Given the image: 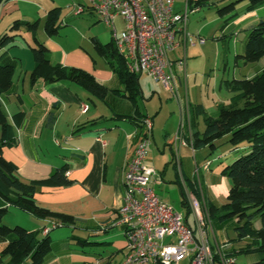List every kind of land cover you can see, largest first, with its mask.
Listing matches in <instances>:
<instances>
[{
  "label": "crops",
  "instance_id": "obj_1",
  "mask_svg": "<svg viewBox=\"0 0 264 264\" xmlns=\"http://www.w3.org/2000/svg\"><path fill=\"white\" fill-rule=\"evenodd\" d=\"M82 2V0H72L69 3L68 8L72 9L70 15L73 17L72 21L69 19L70 16H62L60 13L61 29L59 27L58 33L54 36L50 37L44 33L42 28L44 18L38 16L28 20L39 19L35 37L48 49L52 63L86 70L109 89L108 93L103 99H97L76 84L67 81L45 84L39 79L30 84L28 75L32 68L31 53L23 48L26 51L22 58L19 52L10 50L12 47L8 48L2 61L15 60L17 64L12 76V92L1 96V101L8 120L14 128L15 144L3 147L1 153L16 165V173L22 181L44 178L55 168L66 165V176L73 183L68 186L41 187L35 193L34 201L38 206L50 211L75 217L78 222L73 230L80 231L76 235L103 242L94 249L80 251L68 237H55V232L51 231L49 236L52 240V252L45 264H121L125 254V238L122 228L113 227L111 223L123 203L122 181L125 164L131 157L141 132V128L134 120L135 117L145 115L152 121L150 143L153 140L156 149L148 147L150 154L146 156L145 163L157 171L155 186H167L166 183L169 181L177 185L180 200L181 189L189 200V197L195 196L187 188V184L194 183L206 215L209 206L217 207L226 202L230 180L221 174V169L244 147L233 149L222 139L218 141L219 145L216 149L210 153L206 147L194 150L189 144L180 143L174 139L179 124V108L167 91L164 102L158 96L157 107L151 106L149 103L153 101V91H149L148 96L145 97L138 84L139 91L135 96L134 105L123 91V86L115 74L107 67L106 57L100 56L104 61L103 64L97 62L91 51L93 49L96 52L91 40L92 47L80 45L81 49L64 48L61 34L65 29L68 30L75 25L77 20L74 18L80 15H94L88 9L80 14L73 13L74 4ZM183 3L184 0H175V9H180ZM49 5L48 8H42L44 11L42 17H45L47 10L52 7H59L61 11L57 2ZM245 5V3L238 5L239 14L230 21L228 28L246 31L264 15V7L246 11ZM12 19L0 32L8 29ZM116 20L117 18L114 24L120 31L122 21L120 19L121 27L118 28ZM21 36L27 45L21 43L23 39H20L15 46H29L31 34L21 32ZM91 37L102 43L96 36ZM240 47L243 49V46ZM1 52L3 49H0ZM243 66L246 68L247 65ZM246 75L244 74V77H250ZM179 84L181 85V77ZM115 90H118V93ZM223 96H216L213 103L200 98L190 100L189 96L187 100L188 105L200 104L206 114L215 117L217 105L229 102L230 94L226 92ZM145 100L147 103L144 102ZM81 104H86L87 108L82 110ZM49 111L55 113L51 122L47 121ZM16 112L23 113L18 125L12 120V115ZM164 112H167V117L164 116ZM173 116H176V121L172 119ZM203 127L202 117L199 116L197 129L202 131ZM187 128L186 123L183 127V135L187 133ZM155 139L159 143L161 141L162 147L156 146ZM168 169L172 172L169 176ZM158 197L169 204L164 196L158 195ZM23 215V219L28 221L26 226L28 229H44L51 226L50 219H38L25 212ZM181 215L184 217V214ZM190 216L186 218L187 223L194 227L192 212ZM210 227L212 236L224 243L228 249L243 245L242 241L234 240L235 232L229 225L216 227L210 224ZM214 241L213 239L211 246L216 248V252L218 249Z\"/></svg>",
  "mask_w": 264,
  "mask_h": 264
},
{
  "label": "trees",
  "instance_id": "obj_2",
  "mask_svg": "<svg viewBox=\"0 0 264 264\" xmlns=\"http://www.w3.org/2000/svg\"><path fill=\"white\" fill-rule=\"evenodd\" d=\"M4 1L0 0V5ZM241 3L246 4V11L264 7V0H188L190 8L222 5L216 9V13L225 25L238 16L237 7ZM60 13L59 7L47 10L42 22L47 36L58 33ZM38 25L39 19L15 18L6 31L0 32V49H3L0 53V220L10 208H15L38 219H50L54 227L74 228L78 222L75 217L50 211L34 201V195L41 187L68 186L73 183L66 176L67 166L55 168L44 178L22 181L16 173V165L1 153L3 147L15 144L14 128L3 108L1 96L12 92V76L17 64L15 60L2 61V58L8 48L23 39L21 32L31 34V42L28 44L32 57V68L28 75L30 84L39 79L45 84L67 81L97 99H103L109 91L82 68L52 63L48 49L35 37ZM244 33L243 49L235 55V61L248 65L264 56V15ZM90 40L99 56H116V61L108 59L107 64L135 105V96L139 91L138 75L125 69L124 59L117 53L111 38L104 44L95 37ZM221 86L230 94L229 102L217 105L215 117L206 114L200 104L189 105L190 133L184 134L183 140L194 150L206 147L210 153L222 139L233 149L244 147L221 169V174L230 180L226 202L217 207L209 206L207 215L212 226L229 225L235 232L234 240L243 242L239 248H223L224 256L233 259L232 264H237L238 255L244 256V264H264V66L252 77L224 79ZM115 92L118 93V90ZM54 115V111H49L47 121H53ZM199 116L204 124L202 131L197 129ZM145 117L129 118H134L142 129ZM22 118V112L12 115L15 125ZM187 188L199 198L200 194L194 183L187 184ZM181 192L180 204L187 223L186 218L190 216L191 210L182 189ZM52 229L51 227L43 233V229H28L19 225L9 227L0 222V264H45L52 252V240L49 236ZM68 238L80 251L94 249L103 243L72 233ZM213 256L216 257L217 254L214 252Z\"/></svg>",
  "mask_w": 264,
  "mask_h": 264
},
{
  "label": "built area",
  "instance_id": "obj_3",
  "mask_svg": "<svg viewBox=\"0 0 264 264\" xmlns=\"http://www.w3.org/2000/svg\"><path fill=\"white\" fill-rule=\"evenodd\" d=\"M74 4L75 14L90 10L111 32V41L124 59L125 69L136 75L145 74L167 91L179 108V124L174 139L183 140V127L189 128V105L185 87L186 48L204 39L188 31L190 8L184 0L176 10L175 0H82ZM120 18L118 31L115 19ZM82 110L86 104L80 105ZM152 121L145 117L133 153L123 172V203L111 226H119L125 238V254L121 264H172L183 257L189 264H212V252L204 231V220L197 202L190 198L194 227L155 192L157 172L145 163ZM207 167V162L204 165ZM193 197V196H191ZM45 227L43 233L51 227ZM218 253V252H217ZM222 256L219 264H232ZM216 264V263H215Z\"/></svg>",
  "mask_w": 264,
  "mask_h": 264
},
{
  "label": "rangeland",
  "instance_id": "obj_4",
  "mask_svg": "<svg viewBox=\"0 0 264 264\" xmlns=\"http://www.w3.org/2000/svg\"><path fill=\"white\" fill-rule=\"evenodd\" d=\"M71 1L72 0H5L0 5V30H2L3 26H5V24L14 17L29 19L40 16L41 18H44L42 17L44 12L42 8H48L50 6L49 4H54L56 2L61 7L62 16L69 17L72 14V9L68 8ZM6 3H8V5H5ZM218 7L202 6L188 15L189 33L193 36H199L204 39L203 43L188 46L186 48L185 77H181V86L183 88L185 87L186 94L189 96L190 100H195L194 98H200L213 103L214 100H216V96H223L226 93L224 88L219 86L224 79L242 78L244 77V74H247L246 76L252 77L264 66V56L258 61L248 64L245 66L246 68H243L244 64H242L241 61H235V55L242 52V47L240 46H243L245 31L238 30L236 28H228L229 24L225 25L224 22H222V19L216 13V9ZM60 18L62 19V17ZM69 19L72 21L73 17L70 16ZM75 19L77 20V22L74 23L75 25L68 30L65 29L63 34H61V42L64 48L72 49L74 47H79V49H81L80 45L92 47L90 45V36H96L103 44L110 40V29L103 22L99 21L95 15H80L75 17L74 20ZM116 23L118 28H120L121 25L119 18H117ZM21 43H24V39L21 40ZM26 45L27 44H25V46ZM25 46H14L10 48V50H12V52H19V54L22 55V58H24V52L26 50L23 48L27 49V51L31 53L29 46ZM91 51L96 60H98L97 62L99 64H103L104 61L101 59V57L96 52H94L93 49ZM108 59L116 61V56H113L112 58L110 56L106 57L105 63ZM106 65L109 68L107 63ZM138 84L145 97L148 96L149 91H153V101L149 103L151 106L157 107L158 96L161 97L163 101L165 94H167L160 84L152 81L145 74H141L139 76ZM144 102L147 103L146 100ZM164 113V116L167 117V112ZM175 117L176 116H173L172 119L175 120ZM154 142L156 143L157 147H162L161 141L159 143L158 140L155 139ZM225 144L227 143L225 142ZM148 147L153 150L156 149L153 140L151 143L149 141ZM149 151L150 150L148 148L147 156L150 154ZM158 154L160 153L158 152ZM170 173L172 172H170V169H168L167 175L169 176ZM168 176L166 179H168ZM166 184L168 185L155 186L156 194L167 198L169 204L176 212L179 214H184V209L180 206L179 202L180 195L177 185L169 181H167ZM190 198H193L197 202L198 209L202 214V218L204 220L203 227L212 254L216 250V248H212L211 246L213 239L215 240L214 242L218 250L215 252L217 254L216 257L212 255V264H219V259L224 256L223 248L226 246L224 243L217 241L215 239L216 237L212 236L210 223L207 218L208 216L206 215L205 210L202 209V204L199 201V198L189 197L188 201L190 210ZM22 215V211L15 208H10L8 212L2 216L0 222L1 224H5L9 227H13L15 225L26 227L28 225V221L24 220V215ZM189 218H191V216ZM51 231L55 232V237H68L71 233H80L79 230H73V228L69 226L56 227ZM243 257V255L237 256V264H244V261H242ZM172 264H189V258L183 257Z\"/></svg>",
  "mask_w": 264,
  "mask_h": 264
}]
</instances>
